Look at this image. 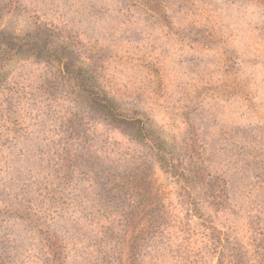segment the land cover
Wrapping results in <instances>:
<instances>
[{
  "label": "rangeland",
  "instance_id": "obj_1",
  "mask_svg": "<svg viewBox=\"0 0 264 264\" xmlns=\"http://www.w3.org/2000/svg\"><path fill=\"white\" fill-rule=\"evenodd\" d=\"M129 221L133 264H264V0H0V264Z\"/></svg>",
  "mask_w": 264,
  "mask_h": 264
},
{
  "label": "trees",
  "instance_id": "obj_2",
  "mask_svg": "<svg viewBox=\"0 0 264 264\" xmlns=\"http://www.w3.org/2000/svg\"><path fill=\"white\" fill-rule=\"evenodd\" d=\"M103 110L105 111V114H109L110 116L115 115V111L113 110V107L110 104H108V102H106V101L103 102ZM126 122H128V123L130 122L129 124H136V121H133V120H128ZM141 130H143V128ZM165 158H166V156H161L160 158L158 157V159H163V160ZM165 165L168 168V171H167V168H166V170H164L165 171V174L167 175V173H168V174H170V176L172 175V177H174L173 175H175V172L173 171V169H171L172 166H171L170 161H168L167 164L165 163L164 166L162 165L161 166L162 169H163V167H165ZM191 205H192V200L189 201V199H188V206L191 207ZM50 219H51V221H53L54 220V217L51 216ZM138 224H137V226H138ZM127 226H128V233H129L128 234V239L129 240H128V243H127L126 256H127V258L130 261L129 260H122V261H118L117 263H111L110 261H107L106 260V256H103L102 258H99L98 257V254L96 256L94 254H92V256L94 257L95 262H96L94 264H133V260L139 256V249L140 248L133 247L134 244H135V239L133 238V229H136L134 227L133 222L132 221H129L127 223ZM129 227L131 228L130 231H129ZM46 233L50 234L51 232L47 231ZM53 236H54L53 234L50 235V237H53Z\"/></svg>",
  "mask_w": 264,
  "mask_h": 264
}]
</instances>
